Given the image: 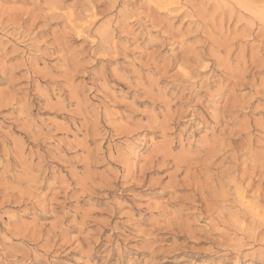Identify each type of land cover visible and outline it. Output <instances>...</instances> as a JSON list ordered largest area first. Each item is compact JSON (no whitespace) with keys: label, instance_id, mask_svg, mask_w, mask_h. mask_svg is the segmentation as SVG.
<instances>
[{"label":"rangeland","instance_id":"rangeland-1","mask_svg":"<svg viewBox=\"0 0 264 264\" xmlns=\"http://www.w3.org/2000/svg\"><path fill=\"white\" fill-rule=\"evenodd\" d=\"M168 1L0 0V264H264V0Z\"/></svg>","mask_w":264,"mask_h":264},{"label":"bare ground","instance_id":"bare-ground-1","mask_svg":"<svg viewBox=\"0 0 264 264\" xmlns=\"http://www.w3.org/2000/svg\"><path fill=\"white\" fill-rule=\"evenodd\" d=\"M176 3L177 2L174 0H169L166 3H163L161 5V8L170 9L171 7H174ZM242 6H244V8L247 9V11H249L254 17H257L259 20L264 21V4L257 6V4H254L253 2V5L248 4V6L246 7L243 4ZM245 149L246 151L244 150V146L238 145L234 151L235 154L233 157V166L231 169L232 171L236 172V174H234L230 182L234 183L235 178H237L239 182L238 184L237 183L234 184L235 193L233 194V199H234L233 201H235L237 204H240L244 208L243 209L245 210L244 212L248 214L250 218H252L251 219L252 221L254 220V223H259L263 225L264 224V207L259 205V201L264 197L263 196L264 192L260 188L262 185V182H264V164H261V163L256 164L254 162H252L251 166L246 164L250 167H246V168L244 167L245 169H242V172L239 175V172L241 171V169L237 167L239 165V161L242 162L243 160H245V158L249 157L248 156L249 153H247V146L245 147ZM223 175H224V172H218V178ZM255 180L258 181L259 184L257 185V189L253 192V197L251 199L243 200V198H245V196L243 195V189L248 188L251 184L254 183Z\"/></svg>","mask_w":264,"mask_h":264}]
</instances>
